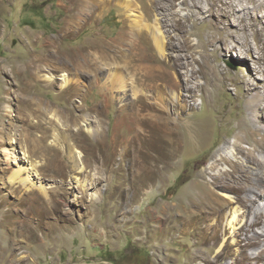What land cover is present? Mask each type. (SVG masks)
I'll return each mask as SVG.
<instances>
[{"label":"rangeland","instance_id":"obj_1","mask_svg":"<svg viewBox=\"0 0 264 264\" xmlns=\"http://www.w3.org/2000/svg\"><path fill=\"white\" fill-rule=\"evenodd\" d=\"M81 1L0 0V181L7 182L0 184V264H245L247 252L254 249L246 244L247 238L260 232L261 225L230 237L221 219L213 240L208 239L210 229L202 230L204 223L193 224L195 217L188 226H180L171 207L178 199L186 208L197 193L206 192L196 182L201 170L207 174L200 179L207 182L214 171L227 173L217 186H208L222 199L220 193L233 196L221 188L233 186L230 165L205 168L218 156V149L234 138L259 139L253 130L264 123L246 105L255 91L245 85L260 84L262 78L253 55H247L245 48L232 49V43L224 46L225 51L218 50L224 25L217 27L207 17L185 24L191 32L189 44L199 41L201 47L192 46L187 52L173 48L178 37L172 40V30L155 24L156 19L171 20L176 13L188 17L190 0L188 5L173 0L170 9L154 0H133L136 16H130L119 0H87L97 3L92 13H76L86 5ZM132 22L148 29L136 31L130 28ZM261 28L264 21L257 24ZM250 32L247 42L255 46ZM211 33L218 36L212 42L208 40ZM55 51L57 55L51 57ZM178 54H187L188 60L176 67L172 57ZM151 67L168 78L160 80L163 84L179 75L177 81L183 87L177 92L186 108L181 128L185 137L175 165L170 168L160 162L163 168L158 176L137 189L132 184L140 173L131 166L133 153L115 155L113 163L108 156L114 138L119 142L116 150L121 151L131 135L126 132L130 112L122 107L126 100L134 103L138 96L147 95L150 101H160L154 90L138 81ZM213 71L219 80L210 75ZM125 76L131 79L125 81ZM189 76L192 87L187 90L184 83ZM122 81L129 84L126 91ZM133 84L137 92L130 90ZM161 96L166 97L165 90ZM165 99L161 103L175 122L178 109ZM37 107L44 112L41 118L30 111ZM37 119L46 123L30 128L29 122ZM76 150L83 168L73 173L70 157ZM51 160L60 166L61 177L45 171L54 166ZM18 162L26 167L24 175L30 182L25 186L10 178ZM238 209L239 218L244 216L249 224L246 207ZM177 216L186 218V213ZM30 218L36 220L34 226L40 225L29 227Z\"/></svg>","mask_w":264,"mask_h":264},{"label":"bare ground","instance_id":"obj_2","mask_svg":"<svg viewBox=\"0 0 264 264\" xmlns=\"http://www.w3.org/2000/svg\"><path fill=\"white\" fill-rule=\"evenodd\" d=\"M82 1L85 2L86 5L82 6L83 8H80L79 6L80 9H77L76 13H81L84 15H87V13L91 14L97 3L95 1L93 3H88L87 0ZM119 1L129 9L130 16H136V13L132 8L133 0ZM154 1L163 9H170L173 6V0ZM204 1L205 4H202L201 0H190L191 4L188 5L189 3H187V0H183L181 3L188 5V8L191 12L188 17H179V15L176 13L174 15L177 17H172L171 20L163 16L157 18L155 24L160 26H168L173 32V36H170V38L174 40L175 37H178V46L174 45L173 48H177L178 50L180 49L179 51L182 50L185 52H187L186 49L189 50L192 46L194 48L201 47L199 41H196L192 45L189 44L191 32L185 28V24L188 20L195 21L197 19H203V17H207L214 20L215 26L217 27L219 25H224V37L219 38L221 39V44L219 45L218 50L225 51L226 49L224 46L228 47V44L230 43H232V49H235V47H238L239 49L245 48L247 55H253V64L258 65L255 70L259 74H262V78H260L261 82L259 83L264 85V28H261L260 30L257 29V24H260L261 21H264V0ZM241 14L243 16H241ZM167 20H170V25H165ZM130 28H136V31H139L141 29H148V26L141 27V24L138 26L132 22L130 24ZM247 32H250L251 36L254 38L256 42L255 46H252L247 42ZM152 37L154 40V34ZM217 37L218 36L211 33L208 36V40L212 42ZM154 42L155 47L160 50L161 45L159 40H154ZM55 55H57L56 51L52 53L51 57ZM184 55V57L179 54L172 57L174 66L177 67V65L179 66L184 64L181 60L188 58L187 54ZM240 57L243 56L241 55ZM75 64L77 67L79 66V56H77ZM37 68H41V65L38 64ZM214 68L210 67L209 70H215ZM174 75L175 76H172L173 80H171L169 83L163 84V82L167 81L168 78L162 73H157L152 67L145 70V72L143 71V76L140 75L138 77V81L144 84L145 87H149V89L154 90L156 93L155 98L160 101L153 102L149 100L147 95H140L135 99L134 103L130 100H126L122 106L125 110H129L128 115L130 112V118L132 121L131 124L125 127L126 132L130 133L131 135L121 151L116 150L119 143L116 138L112 140L113 152L109 153L108 161L113 163L115 155H119L120 153L128 154L132 152L134 159L131 162V166L137 169L140 173L139 180L132 184L137 189L143 188L145 184L152 183L153 179L158 176L159 172L163 168L158 166L160 162L164 163V165H166L165 163L167 162V164L170 165V168L174 166L178 158L179 150L184 144L183 138L185 137V134L181 128L184 129L186 122V119L183 118L186 108L185 105L182 104L184 99L181 98L177 92L179 88L182 89L183 85L181 87L177 81L179 79V75L176 73ZM210 75L217 79L216 72L214 73L213 71ZM122 79L124 80V75ZM127 79L131 78H127L125 76V81ZM190 79L191 76L186 79V83H184V89L188 90L192 87L190 85ZM122 82L124 84L123 90L126 91V85L129 84L124 83V81ZM260 84L255 83L245 85L248 88V91H255V93L251 94V98L247 100L246 105L248 106V110L250 111L251 115H258L260 120H262L264 123V90H260ZM132 88L134 92H137L134 84L130 86V90H132ZM162 90L166 91V97L161 96ZM172 90H174V93H171ZM170 93L172 96H169ZM167 97L172 100L174 109H178L175 110L174 114L175 122H172V120L168 118V114L166 112L167 106L161 103V101L165 102V98ZM30 111L32 113H37L39 118H41L44 113L39 107L31 108ZM251 120L255 125V120L253 121V118ZM43 121L46 123V121L43 119H37L36 121H33V123L29 122V126L30 128L39 129L42 126ZM48 124L51 125L52 123L49 121ZM253 134L256 136L258 135L259 139L244 141L243 138L238 136L234 138L233 142H228L221 146L218 149V156L215 157L213 161L211 160L212 162L205 168L213 170L221 164L230 165V174L232 175L233 186L227 187L225 185H221V188L229 191L230 194L232 193V197H227L226 193H220L224 198L222 199L213 192V188L208 186V183L212 184L213 187L217 186L219 183L218 181L220 179H225L227 173H221L223 170L218 168L219 170L214 171V173L210 175V180L207 182L206 180H202L205 179V175L207 173L206 171L201 170V174H199V176L202 179L199 178V180L196 182L205 187L206 192L203 194L197 193V198H195L196 200L193 203L188 204V207L186 208L183 205L185 203H183L182 200V202H179L178 199L171 207L173 211L172 215H176V219L179 221L178 224L180 226H188L192 217H195L193 224L198 225L200 222L204 223L205 226L202 230H211L210 235H208V239L214 240V238L218 236L217 229L221 224V219H225L230 237H233L237 233L236 231L247 232L250 231L253 225H261L260 232H254L249 238H247L246 244L254 249L250 252H247L248 262L244 261L245 264H249V261H253V264H259V260L264 259V127L255 126ZM5 152L7 153V151ZM21 154L25 156V150L22 149ZM101 154L99 155L100 157L103 155ZM5 160L8 159L5 157ZM51 161V164L54 166H50V164V168H46L45 171L50 170L61 177L60 166L56 165L54 160ZM31 166L36 168L34 163ZM37 167H41V165H38ZM70 167L71 172L73 173H77L83 168V163L80 159V152L78 150L74 151L73 157H70ZM25 169L26 167L22 163L18 162L17 168L12 170L10 173L12 182L21 186L28 184L30 181L29 178L24 175ZM98 180L99 179L96 180L95 178H92L90 181L96 182ZM0 184L5 186L7 185V182L2 180L0 181ZM40 190L41 195L46 198L45 200L50 201V199L47 198V195L43 192L44 189ZM91 196L96 197L95 194ZM259 202H263V204L261 205ZM178 204L181 205L179 206ZM234 205L238 206V208H240V206L246 207L247 210L245 213L246 218H248L250 221L249 224L246 221H243L244 216L239 218V209L234 207ZM181 211L186 213V218H180L177 216V213ZM32 213H39L40 218L43 216L37 209H32ZM40 220L41 219H37V222H40ZM35 221V219L30 218L26 221V223L29 227H34L32 229H35L40 225V223H37L36 226H34ZM244 240L245 239H243V241ZM232 242H235V240ZM236 242L238 245L240 244L239 240H236Z\"/></svg>","mask_w":264,"mask_h":264}]
</instances>
